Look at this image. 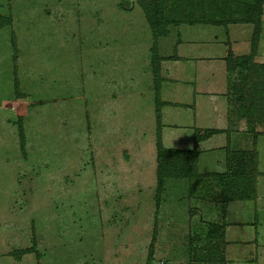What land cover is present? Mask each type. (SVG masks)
I'll list each match as a JSON object with an SVG mask.
<instances>
[{
  "label": "rangeland",
  "instance_id": "obj_1",
  "mask_svg": "<svg viewBox=\"0 0 264 264\" xmlns=\"http://www.w3.org/2000/svg\"><path fill=\"white\" fill-rule=\"evenodd\" d=\"M199 1L193 10L207 5L212 16L215 0ZM0 16L9 20L0 29V264H147L153 237L148 264H264L263 246L237 242L264 231L254 221L264 225V177L257 193L258 176L243 182L258 200L238 212L228 250L206 239L212 223L187 180H166L157 202L152 55L173 51L174 31L191 44L221 40L223 27L169 28L155 43L138 0H0ZM254 94L264 102L261 88ZM209 181L218 224L223 193Z\"/></svg>",
  "mask_w": 264,
  "mask_h": 264
},
{
  "label": "crops",
  "instance_id": "obj_2",
  "mask_svg": "<svg viewBox=\"0 0 264 264\" xmlns=\"http://www.w3.org/2000/svg\"><path fill=\"white\" fill-rule=\"evenodd\" d=\"M167 2L168 10L172 11V9H175L173 12L177 13L174 7L175 3L172 0H167ZM195 26H211L217 27V29L223 27V32L220 29L218 31L223 33L225 37L223 36V40H219L217 36H214L210 42H206L201 38L194 40L190 44L184 43L181 40L179 32L174 31V33L176 32V41L171 45L173 51L167 53L168 55L165 56L158 54L160 58L159 76L161 79L159 81V104L162 127L161 140L164 147H166L165 142L174 144V146L172 145L173 147L166 148L191 150L194 145V133L196 131L200 134H204L208 130H215L217 132L199 143L198 173L201 177L192 181L187 180L190 198L195 196L199 199L202 213L206 215L205 217L208 218L209 222L217 224L213 222L215 219L213 217L214 215L211 214L213 212L211 203L214 205L217 202L214 201L215 193L212 187L209 186L210 181L208 182V180H216V191H219L222 187L219 180L216 177H210V175L225 174L228 171L229 163L236 171L239 170L238 160L240 157L242 155H247L245 157H248V154L253 152L256 154L253 157L257 159L256 172L258 173V177L255 181L256 193L259 188V185L257 186L259 184L258 178L264 177V102H260V98L254 94L260 88V79H257L255 75L242 73L239 69L228 72L226 65L229 52L232 53L233 57L250 54L253 26L237 23H228L225 27L210 24H196L193 26L180 24L177 26H169L168 36L161 37L159 41L161 39H170L172 30ZM169 28H172V30H169ZM245 31L247 40H244L240 36ZM186 44L188 45L186 46ZM189 45L196 47L194 49L196 52L193 55H189L188 53L190 50L188 49ZM217 45H221L223 49L220 48L218 51ZM203 46H208V49L200 50L199 47ZM263 49L264 5L261 17L260 41L257 54L254 57L256 64H264V56H262ZM206 51H208V54H206ZM183 62L187 66L182 69ZM216 65H222L223 67L220 81L217 83L214 81V78L209 79L210 76L215 74ZM211 67L214 69L212 74ZM235 75L238 78L241 77L242 81L239 79V81L235 82L236 84L232 85L230 82H232L231 79ZM179 84L181 86H178ZM180 92L181 95H179ZM169 93L173 97H169ZM181 114L185 116L183 120ZM188 131L189 134L187 133ZM207 144L209 146H206ZM204 153H208L209 157H202ZM211 166L216 168L213 170ZM243 187L245 186L241 183L234 189L232 187L228 188L234 199L224 202V205L221 202L222 210L224 209V221L218 224H225V250H228L230 248L229 246L234 243V241L231 242L229 240V232H237L241 228L238 224L241 225L242 218H237L238 212L243 209L239 213L240 215L245 211V206L249 202L258 200L257 195L255 196L256 199H253L252 196V199L240 200L241 197L247 195L244 192L242 193ZM245 217L247 216L245 215ZM254 219L255 225L258 223L260 227L264 228L263 223L258 219L257 215ZM204 229L206 233V228L204 227ZM249 241H242L240 243L237 240L239 244L246 243L248 245L263 246L262 249L264 250V231H257V228H255V234L251 242ZM228 252H232V250Z\"/></svg>",
  "mask_w": 264,
  "mask_h": 264
},
{
  "label": "trees",
  "instance_id": "obj_3",
  "mask_svg": "<svg viewBox=\"0 0 264 264\" xmlns=\"http://www.w3.org/2000/svg\"><path fill=\"white\" fill-rule=\"evenodd\" d=\"M231 2L232 0H215L214 7H211V12H213L211 14L212 16H208V11L206 10L207 5L205 7L198 8L197 12L194 11L196 9L195 5H202L203 1L192 3L191 0H177L175 1V5H179L177 7L179 12L177 13L184 15V18L180 17V19H178L177 16L179 14L177 15V13L173 12L175 9H172V11L168 10L167 0H138L139 5L144 12L146 21L152 31V36L155 39V43L159 38L168 36L169 26H177L180 24H187L190 26L196 24H210L213 26L225 27L228 23L252 25L253 31L250 43V54L241 57H233L232 53L229 52L226 65L228 72L239 69L242 73L255 75L257 79H260L259 86L264 91V64H256L254 62V57L257 54L261 35V17L264 0H236L235 9L232 7ZM217 14H221L222 17H216ZM234 14L235 16H239V19L234 18ZM193 15L196 16L193 17ZM7 25H9V20L0 16V29L4 28ZM159 63L160 58L155 51V53H153L152 55L151 68L154 75V80L156 82L154 89L157 98L155 105V162L157 180V202L160 201V196L162 195L161 193L164 192L166 180L173 179L192 181L201 177V175L198 173L199 143L208 139L211 135L217 133L215 130H208L204 134H200L196 131L194 133V145L191 150L170 149L163 146L161 140V113L160 104L158 101L159 82L157 83V77L159 75ZM22 131L23 130L20 127V139L21 143L23 144L24 136ZM255 155L256 154L253 152H251V154L249 153L248 157H245L247 155H242L238 160L240 169L237 171L229 163L227 171L228 173L226 172L222 175H210V177H216L220 182L223 193V205L225 204L224 202H227L230 199H234V197L230 194V189L228 188L232 187L234 189L238 185L243 183L244 180L247 179V181H250L258 175V173L256 172L257 159L256 157H253ZM248 167H250V170L248 171L249 173H247ZM251 182L253 184L255 183V181ZM246 190L251 193L250 195H255L253 188L250 189V187H247L245 189V192ZM250 195L243 196L240 198V200H247L251 198ZM224 232L225 224H209L206 239L213 244L220 242V244L224 245ZM153 243L154 237L152 238L149 246V259L147 261V264L149 263L153 255ZM32 251L33 250L31 248L20 250L18 252H14V255L17 258L20 255H25L31 253ZM221 259L222 261H224V258Z\"/></svg>",
  "mask_w": 264,
  "mask_h": 264
}]
</instances>
